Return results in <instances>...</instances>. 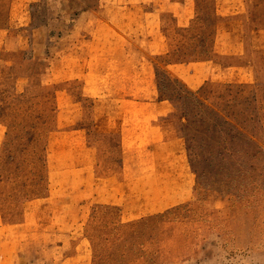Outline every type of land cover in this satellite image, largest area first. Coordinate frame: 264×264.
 <instances>
[{"label": "rangeland", "instance_id": "rangeland-1", "mask_svg": "<svg viewBox=\"0 0 264 264\" xmlns=\"http://www.w3.org/2000/svg\"><path fill=\"white\" fill-rule=\"evenodd\" d=\"M19 3L0 0L13 38L0 60V264H62L79 240L52 229L82 195L84 264H264V82L219 70L233 60L215 52L213 0L163 26L153 149L105 135L106 108L82 79L50 82V30L66 1ZM21 11L30 25H13ZM77 128L92 149H76Z\"/></svg>", "mask_w": 264, "mask_h": 264}, {"label": "crops", "instance_id": "crops-1", "mask_svg": "<svg viewBox=\"0 0 264 264\" xmlns=\"http://www.w3.org/2000/svg\"><path fill=\"white\" fill-rule=\"evenodd\" d=\"M39 1L21 0L19 4ZM65 1L61 5L63 12L53 20L50 30V41L55 43V52H50V82L82 79L85 95L106 108V114L99 118L105 135L117 137L121 149L126 139L131 146L127 149H153L156 122L165 111L152 55L159 48L165 50L163 26L190 22L195 0H96L95 5L87 0ZM213 16L215 52L233 60L217 63L219 70L249 71L255 81L264 82V0H213ZM12 22L17 26L30 25L31 17L21 11ZM12 39L9 22L0 24V60ZM65 118L73 123L79 120L76 114ZM73 132V137L80 138L76 149H92L83 140V129ZM150 160L155 162L153 157ZM123 163L125 180L130 181L131 167L125 157ZM82 196L71 199L70 210L59 216L61 222L52 229L61 239L79 240L75 244L77 251L63 259L62 264L88 261V257L85 261L83 258V226L91 198Z\"/></svg>", "mask_w": 264, "mask_h": 264}]
</instances>
